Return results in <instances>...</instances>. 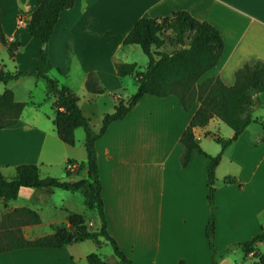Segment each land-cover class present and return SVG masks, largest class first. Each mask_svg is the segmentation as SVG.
<instances>
[{"label":"crops","instance_id":"0c3cea01","mask_svg":"<svg viewBox=\"0 0 264 264\" xmlns=\"http://www.w3.org/2000/svg\"><path fill=\"white\" fill-rule=\"evenodd\" d=\"M39 2L0 0V25L4 36L7 40L16 37L20 40L13 57L0 43V65L8 70V62L13 65L11 70L35 69L42 43L29 34L26 23L29 13ZM179 9L209 21L223 38L218 63L198 81L218 75L224 84L231 85L235 70L243 63L264 61V0H75L71 7L60 11L48 40L52 63L48 74L56 69L66 78L73 67L78 85H82L86 74L93 72L102 90L89 92L86 100L90 104H101L102 116L109 108L113 110L117 98L124 99L121 94L106 97L104 91L127 87L126 76H118L114 67V61H121L120 52L135 45L122 44L126 33L139 17L166 16ZM25 76L32 75L0 82V92L10 88L15 100L27 103L15 124L0 128L1 171L10 176L16 165L35 163L40 167L41 176H56L69 182L84 176L86 169L82 163L86 151L83 156L81 151L77 152L75 142L70 145L58 137L52 122L54 113L48 114L52 123L38 119L39 104L30 99L31 86L23 82ZM60 84L73 89L68 83ZM196 108L197 103H194L185 111L174 94L164 97L144 94L123 119L111 122L96 141L108 229L131 257L132 264L210 263L211 250L205 236L207 158L193 150L185 166L179 162L183 150L179 136ZM150 116L157 118L155 126L146 125ZM213 121L221 129L222 121L215 116L206 125L194 128L195 138L204 150L201 137L209 136L208 127ZM248 126L223 150L215 169L217 176L222 159L228 155L230 166L225 173L240 182L238 186L219 181L216 187L214 245L217 250H223L230 244H237L219 258L217 264H254L251 254H245L242 249L236 255V249L242 247L241 241L258 233L264 222V143H252ZM227 133L231 135L232 129ZM259 135L260 132H256L254 137ZM150 138L154 139L155 152L160 153L156 160L147 159L145 147L142 148ZM79 146L85 148L84 142ZM213 151L218 153L219 149ZM68 161L76 163L71 171L66 170ZM151 163L157 164L155 168L149 166H153ZM44 195L43 189L21 187L15 198H0L2 215L22 206L39 214L38 223L20 226L25 239L55 235L76 214L84 217L89 228L99 226L87 186L55 187L42 201ZM102 244L84 239L57 247H19L0 252V264H88L87 254H100ZM263 244L264 241L257 243V249ZM103 258L106 264H119L112 253Z\"/></svg>","mask_w":264,"mask_h":264},{"label":"trees","instance_id":"16d2710c","mask_svg":"<svg viewBox=\"0 0 264 264\" xmlns=\"http://www.w3.org/2000/svg\"><path fill=\"white\" fill-rule=\"evenodd\" d=\"M75 0H40L29 13L26 29L45 47L39 49L35 69L31 71L8 70L0 65V82L6 83L23 75H32L46 81V95H52L54 124L58 137L65 143L73 145L74 130L82 127L85 132L84 147L86 151L85 175L72 181L54 176H41L40 167L35 163H20L15 166L13 174L6 176L0 169V198H15L21 187L40 188L45 191L42 201L46 200L55 187L76 189L81 186L89 188L98 219L99 226L89 228L80 214L68 219V224L55 235H43L31 240L25 239L20 226L38 223L39 214L26 206L16 207L0 217V252L25 246L57 247L64 244L91 239L97 245L108 242L118 258L119 264H132V259L120 247L108 229L107 218L102 196V183L99 176L96 141L104 134L107 127L115 120L123 119L135 103L144 95L151 94L164 97L174 94L178 97L182 108L189 111L194 103L197 108L180 133L179 141L183 150L179 156L181 166L190 160L193 150L204 155L206 165V203L208 217L205 224V236L211 250L209 264H217L228 249L217 250L214 245L216 220V176L223 150L232 144L244 129L256 122L262 129L253 144L264 143V120L252 114L253 106L264 99V61L243 63L234 72V82L226 85L218 75L209 76L198 81L210 68L215 66L222 54L223 38L219 29L204 19H198L186 9L174 10L166 16L139 17L122 40V44H135L147 56V62L141 69L135 62L114 61L118 76L134 75L136 90L127 99H116L113 110L102 115L100 126L94 129L90 118L86 116L80 105L79 96L70 87L60 84L48 72L52 63L48 54V40L55 30V24L61 10L71 7ZM171 33L166 38V33ZM0 43L4 44L10 57L20 47L19 38L7 40L0 25ZM70 49L68 45V50ZM85 87L93 93L101 92L97 78L88 72ZM26 102L14 99L10 88L0 92V128L15 124L26 105ZM217 117L232 129L228 137L213 136L219 144L220 151L207 153L198 143L194 128L208 123ZM67 170V169H66ZM69 171V170H67ZM240 182L235 176L223 177V184ZM264 241V222L260 231L239 244L245 254H251L254 264H264V250L257 249V243ZM88 264H106L97 252L86 256ZM179 264H184L179 261Z\"/></svg>","mask_w":264,"mask_h":264},{"label":"rangeland","instance_id":"374dc122","mask_svg":"<svg viewBox=\"0 0 264 264\" xmlns=\"http://www.w3.org/2000/svg\"><path fill=\"white\" fill-rule=\"evenodd\" d=\"M170 36H171V33H169V32H167L165 35L166 38H169ZM130 47L131 48L128 51L126 50V51L120 52V55H118V57L121 59V61L135 62L141 69H143L146 62H147V56L142 52V50L139 48V46L133 45ZM22 54L25 55V52ZM7 56L8 55L5 54L6 59H7ZM10 63L11 62H8V66H9L8 68L11 70V69H13L12 68L13 65H10ZM74 67H75V63H74ZM71 69H72L71 72L67 75L66 78L62 77V75L60 73H58V71L56 69H52L50 71V75L56 76L57 80H59V83L64 82V83H68L72 86V88H73L72 90H74V92L80 98V102H79L80 104L79 105L84 110V111L82 110L83 113L90 118L91 126L94 129H98V127L100 126L101 118H102V116H101V110H102L101 104L100 105H98L97 103L90 104L89 102H87L86 97H87V95H89L90 91H88L86 89L85 84L78 85V81H77L76 75H75V73H77V72H73V70H74L73 67ZM76 71H77V69H76ZM125 76H126L125 82L127 84L126 89H105L104 96L112 97L115 94H121L123 96V98L126 99L127 96H130L132 93H134L136 90L135 78H134L135 76L134 75H132V76L125 75ZM22 79H24L23 82H25V84L28 83L27 85L31 86V96L32 97L30 99L38 102V104H39L38 105V113H39L38 119L42 120L44 123H52L50 121L51 118L48 117V114L54 113V108L52 106L53 97H52V95L47 96L44 93L47 90L46 81L43 78H36V77L34 78L33 76H25ZM108 110H109V112H111L110 108ZM108 110H107V112H108ZM252 114L256 117H259L261 120H264V99H262L260 102H258L257 104H255L253 106ZM146 120H147L146 121L147 126L148 125H150V126L156 125L157 118H154V116H150ZM220 123L222 126H221V129H218L216 124H214V121L211 122V124H209V127H208L210 130L209 136L208 137H205V136L201 137L203 139L202 142H203L205 150H207L209 152V154H212V155L217 154L216 152L213 151L214 149L218 148L220 151V146L214 140L213 136H215V135H218L220 137L230 136V135H227L228 134L227 131H229L231 128L223 122H220ZM150 126H148V127H150ZM256 132H260V135H261L262 129H261L260 125L256 122L250 123V125L248 126V133H249V135H252V137H253L252 143H253V140L258 139V137L257 138L254 137ZM84 136H85V132H84V129L82 127H78L74 130V139H75V143H76V150H77V152L81 151L83 156H85L84 155L85 154V148H83V147L80 148L79 145H80V142L81 143L84 142ZM150 139L146 140V143L144 144L145 146L143 145L142 148L144 149V147H145V151L147 152V159L156 160L160 156V153L155 152V149H154L155 145L153 142L154 139H151V140ZM150 148H153V149L150 151V150H148ZM200 157H203V156H200ZM196 161H197V159H196ZM207 162H208V160H207ZM151 164H153V166L149 165L151 168H155L154 166L157 165L156 163H151ZM206 165H207V163H206ZM229 166H230V161H229V158L227 155L226 157H224L222 159V162H221L219 169H218V175L216 176V174H215V176H216V182H215L216 187H217V184L219 181H221V184H223V177L227 175L225 173V171L229 169ZM54 177H56V176H54ZM21 197L22 196H20L18 198V200L21 199ZM2 209H3V206L0 205V217L2 215ZM231 245H233V244H230L228 248L227 247L225 248V250L226 249L231 250V249L235 248V247L231 248ZM259 248H260V250L264 249V244L261 245ZM99 252L103 257H105V254L112 253L115 256V258L118 260V258L116 257V255L113 252L112 246L108 242H104V244H102L100 246ZM241 252H242V247H238L236 249V255L241 253Z\"/></svg>","mask_w":264,"mask_h":264},{"label":"built area","instance_id":"2783aa9c","mask_svg":"<svg viewBox=\"0 0 264 264\" xmlns=\"http://www.w3.org/2000/svg\"><path fill=\"white\" fill-rule=\"evenodd\" d=\"M18 22L21 23L22 20L19 19ZM75 167H76V163H74V162H72V161H68V162L66 163V169L69 170V171L73 170Z\"/></svg>","mask_w":264,"mask_h":264},{"label":"water","instance_id":"95a60500","mask_svg":"<svg viewBox=\"0 0 264 264\" xmlns=\"http://www.w3.org/2000/svg\"><path fill=\"white\" fill-rule=\"evenodd\" d=\"M42 47L44 48L45 47V44H42ZM236 246H237L236 244H233V245H231V248H234Z\"/></svg>","mask_w":264,"mask_h":264}]
</instances>
